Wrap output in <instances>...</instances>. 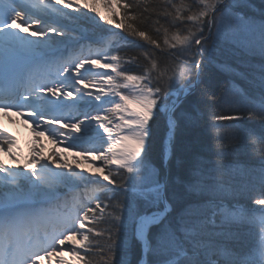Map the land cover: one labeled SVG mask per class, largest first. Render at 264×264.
<instances>
[{"label":"snow or ice","instance_id":"1","mask_svg":"<svg viewBox=\"0 0 264 264\" xmlns=\"http://www.w3.org/2000/svg\"><path fill=\"white\" fill-rule=\"evenodd\" d=\"M11 111L35 146L0 127V264H264V0H0ZM203 120L226 143L179 156Z\"/></svg>","mask_w":264,"mask_h":264},{"label":"trees","instance_id":"2","mask_svg":"<svg viewBox=\"0 0 264 264\" xmlns=\"http://www.w3.org/2000/svg\"><path fill=\"white\" fill-rule=\"evenodd\" d=\"M152 2V0H150ZM255 2L258 4L259 0H255ZM103 11V9H101ZM93 14H89L91 17ZM96 20L89 19L85 26L88 28H95L94 23ZM131 39V38H129ZM230 59H235L234 57H227ZM210 73L212 74L213 81L217 87L222 86L225 81L227 80V77L224 75H221L218 73L215 68H210ZM236 83L242 87V88H248L249 83L243 79V78H237ZM250 126L259 128L258 124H252ZM226 142H222L218 140L215 135L213 134V131L208 125L207 120L201 121L198 127L195 129H187L180 132L178 137V149L177 154L179 156H183L185 154V151L188 148L194 147L198 149L205 158L208 159H215L216 158V152L218 151V146L222 147L223 144ZM259 145L256 146V153L255 155H244L242 156V159L247 160V162L253 166L258 168L260 164V157L258 154Z\"/></svg>","mask_w":264,"mask_h":264},{"label":"bare ground","instance_id":"3","mask_svg":"<svg viewBox=\"0 0 264 264\" xmlns=\"http://www.w3.org/2000/svg\"><path fill=\"white\" fill-rule=\"evenodd\" d=\"M14 119L20 124H23L25 128L17 124H12L10 121ZM25 119L26 118L19 116L16 111L8 113L0 112V127L4 128L8 133L16 138L17 147L13 148V152L17 154V158L21 165L25 162V159L29 157L31 154L30 150L35 146L34 133L32 131L33 125L29 120ZM41 139L44 144L43 155L48 156L49 150L52 149L54 145L51 140L48 139L47 134ZM61 146L58 148L60 151L63 150ZM6 157H8L7 153L0 152V160L4 161ZM68 159H72L71 155L68 156ZM5 164L8 166H14L15 161L10 158V160L6 161ZM45 264H47V261H45Z\"/></svg>","mask_w":264,"mask_h":264},{"label":"rangeland","instance_id":"4","mask_svg":"<svg viewBox=\"0 0 264 264\" xmlns=\"http://www.w3.org/2000/svg\"><path fill=\"white\" fill-rule=\"evenodd\" d=\"M97 20H98V18H96ZM96 22V21H95ZM94 25H95V23H94ZM85 28H87V27H85ZM62 148L64 147V145H62L61 146ZM9 159H10V157L8 156V157H6L5 159H4V162L6 163V161H9ZM8 164V163H7ZM86 167H91V165H86ZM71 194H69V196H70Z\"/></svg>","mask_w":264,"mask_h":264}]
</instances>
